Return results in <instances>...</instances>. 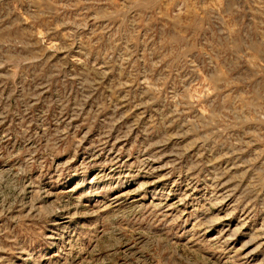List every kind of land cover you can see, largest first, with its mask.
Listing matches in <instances>:
<instances>
[{
	"label": "rangeland",
	"instance_id": "rangeland-1",
	"mask_svg": "<svg viewBox=\"0 0 264 264\" xmlns=\"http://www.w3.org/2000/svg\"><path fill=\"white\" fill-rule=\"evenodd\" d=\"M0 264H264V0H0Z\"/></svg>",
	"mask_w": 264,
	"mask_h": 264
}]
</instances>
